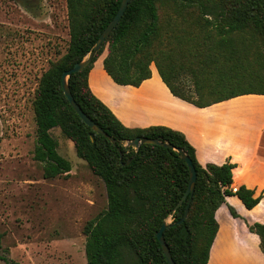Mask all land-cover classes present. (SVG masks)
Instances as JSON below:
<instances>
[{"label": "trees", "instance_id": "trees-1", "mask_svg": "<svg viewBox=\"0 0 264 264\" xmlns=\"http://www.w3.org/2000/svg\"><path fill=\"white\" fill-rule=\"evenodd\" d=\"M122 0H66L69 43L65 54L41 75L33 101L34 160L44 179L67 175L71 165L57 153L50 131L58 128L76 156L102 180L107 209L86 223L87 264H167L156 233L168 218L163 239L175 264H207L218 230L215 212L237 197L247 210L261 200L239 187L232 191L234 165L202 167L193 147L165 127L129 129L90 91L88 74L104 50L103 68L120 86L139 87L153 64L170 93L198 108L245 95L264 96V0H129L127 9L95 59L67 79L81 111L108 137L87 127L63 94L61 77L81 62L118 12ZM170 15L162 22V15ZM157 139L188 156L196 183L178 207L189 182L182 155L174 149L125 144ZM232 218L238 219L229 207ZM258 236L264 255V224H246ZM2 235L0 234V245Z\"/></svg>", "mask_w": 264, "mask_h": 264}, {"label": "rangeland", "instance_id": "rangeland-1", "mask_svg": "<svg viewBox=\"0 0 264 264\" xmlns=\"http://www.w3.org/2000/svg\"><path fill=\"white\" fill-rule=\"evenodd\" d=\"M68 31L66 0H0V264H87L84 227L107 209L102 180L58 128L50 133L71 171L44 179L34 160L35 90Z\"/></svg>", "mask_w": 264, "mask_h": 264}, {"label": "crops", "instance_id": "crops-1", "mask_svg": "<svg viewBox=\"0 0 264 264\" xmlns=\"http://www.w3.org/2000/svg\"><path fill=\"white\" fill-rule=\"evenodd\" d=\"M105 55L89 71L88 87L124 127H165L182 134L202 167L233 164L232 188L245 187L261 196L251 210L235 196L217 209L218 230L207 264H264L259 238L246 226L264 224V96H239L198 108L174 97L155 66L139 87L115 84L103 68ZM229 207L238 219L231 217Z\"/></svg>", "mask_w": 264, "mask_h": 264}, {"label": "water", "instance_id": "water-1", "mask_svg": "<svg viewBox=\"0 0 264 264\" xmlns=\"http://www.w3.org/2000/svg\"><path fill=\"white\" fill-rule=\"evenodd\" d=\"M129 0H122L120 8L118 10V12L116 13L115 17L112 19V21L107 25V27L104 29V31L100 34V36L98 37L92 51L79 63L74 64V66L68 70L65 71L62 74L61 77V87L63 90V94L66 97L67 101L69 102L70 106L73 108V110L75 111V113L78 115V117L82 120V122L89 127L90 129H92L96 134L107 138L112 144H114V140L110 137L107 136V134L105 132L102 131L101 128H99L95 123H93V121H91L79 108V106L76 104V102L74 101L69 87L67 85V79L72 75V74H76L80 71H82L83 69H85L87 66H89L92 61L95 59L98 51L100 50L102 44L105 42V40L109 37V35L111 34V32L113 31V29L117 26V24L119 23V21L121 20V18L123 17L127 6H128ZM129 147H131L132 149H134L135 151H138V149L144 145H153V146H158V147H163V148H171L174 149L171 145L167 144V143H163L157 139H147L144 138L142 140H140L139 138H135L133 141L126 143ZM177 153L181 154L182 156V160L186 163V166L188 168V172H189V182H188V186L187 189L183 195V197L181 198V200L179 201L178 205L176 208H178L183 202L184 200L189 197L188 199V203L186 205V209H185V213L184 216L182 217V219L179 222H176L172 225H176V224H181L188 215L189 212V205L192 201V197L194 194V188H195V183H196V171L195 168L190 160V158L184 154H182V151L179 149H174ZM171 223H163L162 226L160 227V229L157 231L156 233V239L160 244V247L162 249L163 255L165 257V260L167 262V264H175L171 258L169 249L163 239V232L168 228V226Z\"/></svg>", "mask_w": 264, "mask_h": 264}, {"label": "built area", "instance_id": "built-area-1", "mask_svg": "<svg viewBox=\"0 0 264 264\" xmlns=\"http://www.w3.org/2000/svg\"><path fill=\"white\" fill-rule=\"evenodd\" d=\"M236 190H237V189H235V188H232V191H233V192H235Z\"/></svg>", "mask_w": 264, "mask_h": 264}]
</instances>
